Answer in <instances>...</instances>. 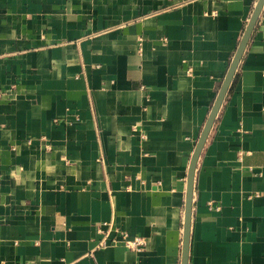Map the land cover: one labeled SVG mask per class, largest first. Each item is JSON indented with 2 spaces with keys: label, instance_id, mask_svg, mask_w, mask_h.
<instances>
[{
  "label": "crops",
  "instance_id": "crops-1",
  "mask_svg": "<svg viewBox=\"0 0 264 264\" xmlns=\"http://www.w3.org/2000/svg\"><path fill=\"white\" fill-rule=\"evenodd\" d=\"M257 2L0 0V264H182ZM105 222L145 248L98 246ZM189 264H264V7L198 160Z\"/></svg>",
  "mask_w": 264,
  "mask_h": 264
},
{
  "label": "water",
  "instance_id": "water-1",
  "mask_svg": "<svg viewBox=\"0 0 264 264\" xmlns=\"http://www.w3.org/2000/svg\"><path fill=\"white\" fill-rule=\"evenodd\" d=\"M263 7H264V0H258L254 8L253 14L240 40V43L238 45L235 56L231 62L228 73L224 79V82L220 88L218 96L214 102L213 108L210 112L207 122L203 128V131L198 140L196 149L194 151V154L191 160L190 170H189V175H188V189H187V200H186V208H185L182 264H189V258H190V241H191L192 213H193V200H194V184H195V174H196L198 160L202 153L204 145L208 139V136L212 130V127L215 123L216 117L222 106L225 96L232 83V80L236 74L239 63L250 41V38L252 36L256 23L260 17Z\"/></svg>",
  "mask_w": 264,
  "mask_h": 264
},
{
  "label": "built area",
  "instance_id": "built-area-1",
  "mask_svg": "<svg viewBox=\"0 0 264 264\" xmlns=\"http://www.w3.org/2000/svg\"><path fill=\"white\" fill-rule=\"evenodd\" d=\"M104 225H110L108 231H105L104 238L99 242L98 246H106L109 243L110 232H115V235L111 238L112 243L122 242L125 246L134 250H143L146 245V239L142 236L131 237L126 230L121 228L112 229V224L105 222ZM103 232V231H102Z\"/></svg>",
  "mask_w": 264,
  "mask_h": 264
}]
</instances>
